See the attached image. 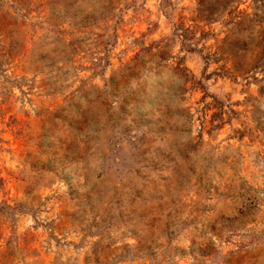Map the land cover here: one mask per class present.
Listing matches in <instances>:
<instances>
[{
    "label": "rangeland",
    "instance_id": "obj_1",
    "mask_svg": "<svg viewBox=\"0 0 264 264\" xmlns=\"http://www.w3.org/2000/svg\"><path fill=\"white\" fill-rule=\"evenodd\" d=\"M0 264H264V0H0Z\"/></svg>",
    "mask_w": 264,
    "mask_h": 264
}]
</instances>
